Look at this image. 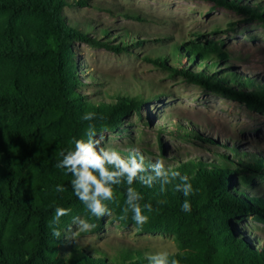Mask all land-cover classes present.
<instances>
[{
	"label": "trees",
	"instance_id": "16d2710c",
	"mask_svg": "<svg viewBox=\"0 0 264 264\" xmlns=\"http://www.w3.org/2000/svg\"><path fill=\"white\" fill-rule=\"evenodd\" d=\"M87 1L77 3L86 5ZM213 1L264 22V4L253 7L240 0ZM69 4V0H0V264H149L142 250L129 247H122L119 262L110 259L106 251L83 246L66 259L58 256L64 242L63 228L73 217H83L94 225L86 233L100 231L109 217L93 216L78 199L71 185L72 174L56 167L62 159L60 153L74 149L75 140L87 139L90 125L95 126L97 135L118 130L133 112L140 114L145 102L143 93H119L108 102L80 93L83 82L74 42L116 52L129 50V43L125 38L114 43L94 37L73 24L63 15ZM185 53L191 62L201 61L200 66L210 61L209 72L172 63L170 70L264 113V83L256 84L251 77L230 70L215 72L213 67L223 61V52L215 43L193 41L185 44V49L176 43L170 57L179 61ZM148 59L162 67L171 60L166 55ZM85 113H95V118L84 120ZM107 146L122 155L133 148ZM144 156L146 166L154 162L149 155ZM221 156L165 165L189 178L193 191L187 197L175 191L179 178L163 192L159 181L147 187L137 179L131 187L142 196L139 203L142 207L152 205L151 211L144 210L148 222L143 225L134 222L131 210L124 212L126 181L113 185L114 199L105 203L113 219L124 225H136L144 233L174 235L178 251L169 258L180 264H264V244L258 249V242L236 225L249 208L264 220V197L251 196L238 186L236 174L242 161L237 164L227 154ZM254 164L257 169L261 166L259 162L249 165ZM250 178L243 174L240 180L247 183ZM57 186L64 190L57 191ZM186 199L190 212L182 210ZM56 207L70 210L61 217L59 238L49 227Z\"/></svg>",
	"mask_w": 264,
	"mask_h": 264
},
{
	"label": "rangeland",
	"instance_id": "374dc122",
	"mask_svg": "<svg viewBox=\"0 0 264 264\" xmlns=\"http://www.w3.org/2000/svg\"><path fill=\"white\" fill-rule=\"evenodd\" d=\"M77 1L69 0L63 8L67 20L94 37L114 43L125 38L129 43V50L116 52L74 42L83 82L80 93L107 102L119 93H143L145 98L140 114L133 112L118 130L97 135L104 137L102 143L120 149L137 147L154 161L163 159L166 166L182 159L213 160L227 154L237 164L243 162L236 174L242 191L264 197V113L169 67L172 63L209 72L210 61L200 66L201 61L191 62L186 53L179 61L170 56L176 43L185 49V44L193 41L203 45L213 42L223 52V61L213 67L215 72L230 70L251 77L256 84L264 83V22L213 0H88L86 5ZM240 2L253 7L264 4V0ZM159 55L171 59L167 66L148 59ZM255 162L261 163L259 169L256 164L249 165ZM243 174L250 175L251 181L242 182ZM257 217L249 208L236 225L262 246L264 220ZM77 230L72 222L63 228L59 257L68 258L79 246L106 251L115 262L122 260V247L140 249L146 256L157 250L178 251L174 235L144 233L136 225L113 219V214L98 232Z\"/></svg>",
	"mask_w": 264,
	"mask_h": 264
},
{
	"label": "clouds",
	"instance_id": "9594fccd",
	"mask_svg": "<svg viewBox=\"0 0 264 264\" xmlns=\"http://www.w3.org/2000/svg\"><path fill=\"white\" fill-rule=\"evenodd\" d=\"M95 118V113H85L84 120L91 121ZM104 137L97 136L95 126L90 125L87 131V139L74 141V149L66 153L61 152V160L56 167L66 169L72 174V188L75 195L83 202L89 212L96 217L110 216L111 211L105 201L114 199L113 185H119L126 181L127 188V207L124 212L129 210L133 213V220L137 225L148 222V216L144 210L151 211L152 205L146 204L143 207L139 203L142 196L131 185L138 179L143 185L152 187L157 181L160 182L161 191H166L165 186L179 178L180 183L175 185V191H182L184 196H189L192 191V184L189 178L181 176L178 171L165 166L163 159H156L154 162L145 164V156L139 148L133 147L127 150V155L111 146L104 145ZM143 173V174H142ZM57 191H63L62 186H57ZM182 210L191 211V204L186 199L182 204ZM69 209L56 207L53 220L49 222L54 237L59 238L61 231L58 227L61 217L69 214ZM73 224L79 231H89L94 225L87 222L80 216L73 217ZM75 235V233H73ZM264 243V242H261ZM260 244L257 248H260ZM175 255L167 250H157L148 255L149 264H180L177 259H170Z\"/></svg>",
	"mask_w": 264,
	"mask_h": 264
}]
</instances>
